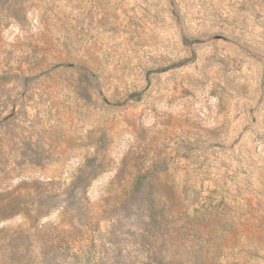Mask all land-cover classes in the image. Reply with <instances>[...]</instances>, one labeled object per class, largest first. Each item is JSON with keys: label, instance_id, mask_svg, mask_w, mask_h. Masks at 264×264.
Here are the masks:
<instances>
[{"label": "rangeland", "instance_id": "1", "mask_svg": "<svg viewBox=\"0 0 264 264\" xmlns=\"http://www.w3.org/2000/svg\"><path fill=\"white\" fill-rule=\"evenodd\" d=\"M0 264H264V0H0Z\"/></svg>", "mask_w": 264, "mask_h": 264}]
</instances>
